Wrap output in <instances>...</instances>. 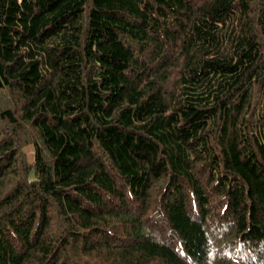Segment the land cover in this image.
<instances>
[{
  "label": "trees",
  "instance_id": "16d2710c",
  "mask_svg": "<svg viewBox=\"0 0 264 264\" xmlns=\"http://www.w3.org/2000/svg\"><path fill=\"white\" fill-rule=\"evenodd\" d=\"M0 264H264V0H0Z\"/></svg>",
  "mask_w": 264,
  "mask_h": 264
},
{
  "label": "rangeland",
  "instance_id": "374dc122",
  "mask_svg": "<svg viewBox=\"0 0 264 264\" xmlns=\"http://www.w3.org/2000/svg\"><path fill=\"white\" fill-rule=\"evenodd\" d=\"M31 149H32L31 146H27V150H28L29 153H31Z\"/></svg>",
  "mask_w": 264,
  "mask_h": 264
}]
</instances>
